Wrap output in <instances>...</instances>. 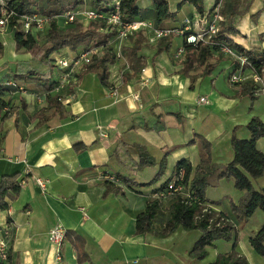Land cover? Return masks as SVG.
<instances>
[{
    "label": "crops",
    "instance_id": "obj_1",
    "mask_svg": "<svg viewBox=\"0 0 264 264\" xmlns=\"http://www.w3.org/2000/svg\"><path fill=\"white\" fill-rule=\"evenodd\" d=\"M167 1L175 16L162 26L180 27L185 17L200 14L191 2ZM239 1V10L246 11L235 24L237 33L228 36L247 49L264 50V0ZM218 2L226 10L233 4V0H202V5L206 11ZM138 5L150 8L152 0H138ZM82 7L84 4L79 6ZM141 32L145 37L146 32L148 36L151 33ZM11 36L14 39L12 33ZM178 39L181 36L174 37L171 48L162 52L157 51L158 40L146 41L139 52L145 55L146 64L142 71L133 74L127 52H122V42L127 39L111 37L119 56L109 65V86L102 83L98 73H86L84 67L77 69L65 85L55 83L52 94L60 97L61 110L48 107L44 88L34 80L23 82L27 92L4 95L9 105L4 111L7 116L0 118V188L8 180L19 179L16 187L6 191V207L0 209V223L8 221L12 227V264H79L77 251L68 239L61 247L50 240V230L57 223L86 238V249L96 264H177L176 257L165 258L160 248L173 243L174 237L186 230L179 227L167 237L156 235L168 219L175 199L173 193L159 197L161 187L170 182L179 160L188 159L193 167L200 163V146L190 141L196 133L212 140L207 129L215 116L214 109L222 107L230 112L239 103L235 95L239 87L230 82L229 76H224L227 83L222 80L223 75L235 70L232 60H223L207 79L197 78L191 88V77L180 72L186 53L180 59L174 55L177 48L184 46L182 38L183 44L174 48ZM60 53L72 56L76 52L63 48ZM21 56L17 59H31L30 53ZM9 66L0 68V73L8 72ZM45 68L44 72L48 71ZM245 73L250 77L252 70L247 68ZM5 77L1 75L0 79ZM57 78L53 73L54 81ZM203 84L208 86L198 96L197 89L201 90ZM113 89L118 90L117 97L111 95ZM202 96L207 97L204 103L199 102ZM259 97L264 98V94ZM174 111L181 113L182 120L172 114ZM159 114L163 115V126L156 119ZM236 115L232 116L235 125L239 121ZM250 118L247 116L245 122ZM222 129L215 128L218 134ZM243 137H249V131ZM119 138L127 143L129 156L120 153L113 157ZM75 144L85 148L77 150ZM135 145L145 146L157 163L137 169L141 158ZM258 147L264 152V137L258 140ZM212 152L218 164L225 165L233 158L231 144L226 158L216 155L213 149ZM165 155V172L152 185H128L121 180L118 185L122 194L106 192L103 175L120 172L138 182H149ZM38 177L46 181L44 189L37 184ZM225 182L224 178L216 180L207 189V206L217 213L230 211L221 204ZM243 193L238 190L235 195L240 197ZM154 199H160L162 210L153 232L137 234V216ZM231 244L232 241L220 239L211 248L218 255L229 252Z\"/></svg>",
    "mask_w": 264,
    "mask_h": 264
},
{
    "label": "trees",
    "instance_id": "obj_2",
    "mask_svg": "<svg viewBox=\"0 0 264 264\" xmlns=\"http://www.w3.org/2000/svg\"><path fill=\"white\" fill-rule=\"evenodd\" d=\"M112 0H89V4L93 8L112 12L115 8L111 4ZM195 4L200 14L205 12L202 0H183L184 2ZM86 0H5V4L0 3V17L2 12H7L10 17L7 26L14 36L18 50L33 52L41 50L42 62L49 66L48 71L42 72L35 68H30L20 73L16 68L14 75H6L0 79V118L7 116L6 108L9 101L5 99V94H15L20 89L13 85H8V80L18 78L34 80L38 86H42L45 91V98L48 107H55L56 110L63 108L60 97L53 95L55 83L59 84L58 79L54 81L53 73L56 57L60 49L69 47L71 50L80 51L88 50L90 45L101 47V53H94L91 61L85 65L84 72H96L100 76L102 83L109 86V65L116 62L118 55L115 52V46L111 43V37L116 32L103 34L100 27L104 23L98 20L91 22L90 26L83 30L82 24L74 21L75 25L63 29L60 25V15L79 9ZM240 1L233 0L230 9H221L225 20L220 25V30L211 39V44H186V57L180 72L191 77V88L194 82L200 76L210 75L213 69L223 60H232L235 70L239 67V62L221 52V45L225 44L238 54L244 55L248 59L245 68H251L252 71L264 76V50L247 49L231 39L229 33H237L235 24L237 20L245 13V10H239ZM213 8V7H212ZM119 12L124 21H133L135 19H144L152 21L155 27L162 26L167 19H172L175 15L171 11L167 0H152L150 8H142L138 5V0H121ZM30 13H38L49 18L47 32L40 38L33 30H25L23 28L24 16ZM73 24V23H72ZM131 37L134 44L126 49L128 62L133 74L142 71L146 64L145 55L139 52L146 44V37L139 32ZM264 38V34L262 36ZM183 38V37H182ZM174 37L172 35L159 39L157 43V51L169 50L172 46ZM184 39V38H183ZM90 43V45H89ZM0 49L2 44L0 43ZM57 53V55H54ZM79 53V52H78ZM61 56V55H60ZM191 70H200L196 74L190 75ZM234 70V71H235ZM233 73V71L231 72ZM229 73V77L231 75ZM124 79V77H122ZM239 87L238 95H249L253 99L262 88L251 78L233 83ZM18 90V91H17ZM237 96V95H236ZM176 118L182 120L179 111L172 112ZM163 115H156L157 121L162 124ZM249 137L239 138L235 135L232 137L231 146L233 150V158L225 165L218 164L213 160L212 144L201 134L196 133L195 137L190 141L191 144H199L201 149V161L193 167L188 159H181L175 166V172L170 182L176 181V185H182L181 191L170 189L169 180L161 187L162 191L159 197H164L168 193H173L174 201L170 205L169 217L163 228L156 232L159 237H167L174 233L179 227L188 232L198 231L199 238L194 243L190 251V255L195 259H204L208 256V248L214 247L217 240L223 239L232 241L233 247L230 252L217 255L216 259L208 264H249L246 256L242 255L237 249L239 232L235 224L247 223L251 220L258 210L264 213V187L256 189L252 179H257L264 174V152L258 147V140L264 137V121L258 116H253L247 123ZM140 154V163L136 165L137 169H143L148 166H154L157 161L151 155L148 149L143 145H135ZM75 148L80 150L85 148L82 144H75ZM120 153L129 156L128 145L119 138L117 146L113 152V157H117ZM159 171L149 182H138L133 178L119 173L114 174L115 177L122 180L128 185L149 186L159 180L164 174L167 160L166 155L159 163ZM183 170V177L179 178V173ZM232 180L236 189L243 191V196L238 203L232 202L229 213L215 212L207 206V189L214 181L219 179ZM3 189L0 188V209L6 207L5 194L6 191L19 184V179L8 180ZM107 186L106 192L114 191L122 194V189L116 181L105 179ZM162 206L160 199L149 201L144 211L138 214L136 221V233L146 234L153 232V226L161 213ZM160 218V217H159ZM66 239H68L77 251V261L79 264H96L86 249V238L76 230H66ZM249 244L252 249L264 257V223L253 235L249 237ZM9 261L13 263L12 247L9 246Z\"/></svg>",
    "mask_w": 264,
    "mask_h": 264
},
{
    "label": "rangeland",
    "instance_id": "obj_3",
    "mask_svg": "<svg viewBox=\"0 0 264 264\" xmlns=\"http://www.w3.org/2000/svg\"><path fill=\"white\" fill-rule=\"evenodd\" d=\"M88 3H89V0H86V2L84 3V7L79 8V9L78 8L74 9V11L80 10V13L76 17L75 21H78L79 23L82 24L83 30H86L90 26L91 22L94 21V20H92V21L86 20L85 16L82 14V12H84L86 9L93 8V6H91V5L89 7ZM60 25L63 27V29H66L68 27L74 26L75 22H73V24H71V25L65 26L60 21ZM100 31L103 34L112 33V32H110V29H107L104 26L100 27ZM141 31L146 32V30H141ZM141 31L134 32L133 34H131L127 38H125L127 40L122 42V52H125L127 48L131 47V46H129V44L132 43V41H133V39L131 37L133 36L134 38H136L135 35ZM33 32L36 35H38V37L41 38L47 32V27L43 30L34 29ZM171 35L173 37H177L176 34H171ZM151 37H153L152 33H150V36H148L147 32H146V39H147L146 41H148L149 43H152L153 41L151 40ZM128 40H131V41H128ZM155 41H157V40H155ZM0 43L2 44V49H0V68H4L8 65H11V66H9L10 68L7 69L8 72L6 71L5 73H2V74L0 73V78H1V75L9 76L8 73H10V76L14 75L13 71H15L16 68H18L20 73L25 72L30 68H35V69L40 70L42 72H44V70L46 69L45 67H47V69H49V66L47 64H45L44 62H42V54L39 53L41 50H35L34 51L35 54L33 55L32 54L33 52H27L24 50H18L17 49V44L14 41V39L12 38L11 32H10L8 27L0 28ZM177 44H181V45L183 44L182 37H181V39H178L174 42V48L177 47ZM89 45H90V43H89ZM146 46L151 47L150 45H146ZM65 48H69V47L67 46ZM81 49H79V51H78L79 53L82 52V51H80ZM88 50L93 51V54L94 53H99V54L101 53V47H94L93 45H90ZM71 51H73V50H71ZM75 52L76 51H74V53ZM24 53H30L31 59H29V60H18L17 57H22L21 55H23ZM75 54H73L72 56H68L65 54L63 55L60 52L58 53V55H62L65 57H74ZM56 55H57V53H56ZM53 56H54V54H53ZM11 68H13L14 70H12ZM198 71H200V70H198ZM208 76L209 75L200 76L199 78L207 79ZM224 76H229V73L223 75V77H222L223 78L222 80L225 81L223 83H227ZM12 80L16 82L18 89H20L19 93L27 92V88L23 84V82L28 81L27 79L18 78L17 80H14V79H12ZM206 83H209V82H206ZM207 86H208V84H203L201 86V90H200V88L197 89L198 96L200 95V92L204 93L203 90H205V87H207ZM263 94L264 93L259 94L255 97V99H253L249 95H238V93H235V95H237L236 98L239 99V103L236 106V107H238L237 109L235 107V109H232L230 112H227L222 107L220 109H218V108L214 109V115L215 116L213 118V121L211 122L212 124L209 125V128L207 130L210 132L209 134H211L212 140H210V141L212 144V149H213V151L216 152L215 153L216 155L221 154L222 155L221 157H223V158L227 157V153L229 152V144H231L233 135H235L239 138H245L243 136L245 134L247 135V133H248L247 123H246L248 121L245 122V120L247 119V116H251V118L253 116H258L262 121H264V98L259 97ZM236 110H238V112L234 113ZM234 114H237L236 119L239 120L238 124H240V125H238V124L235 125V123L233 122L232 116ZM218 127H223L220 134H218L215 130V128H218ZM228 135H229V137H228ZM212 154H213V152H212ZM252 182H253V185L256 189H260V188L264 187L263 186L264 185V176L257 178V179H252ZM223 190L226 193H225V196L221 199V204L223 206H225L226 208L228 207L227 209L231 208L232 202L238 203L239 200L243 196V195H241L240 197H237L235 195V193L238 192V190L235 188L234 182L232 180H227V184L225 182ZM263 223H264V213L262 212V210H258L249 222H247V223L241 222L240 224H235V226L237 227L238 232H239V240H238L237 249H238V247H240V250L239 249L238 250L241 252L242 255L246 256L249 264H264V257L257 254L249 244V237L251 235H253L256 231H258ZM198 233H199L198 231H192V232L185 231L183 234L178 233V235H176L174 237L173 243L165 245L164 247L162 246L160 248V252H164L165 258L175 259V257H176V263L177 264H205V263H209V262L214 261L217 257V255H215V253H216L215 248H211V247H210V249L208 248V252H209L208 256L204 259H195L190 255V251L193 248L194 243L200 237ZM217 246H218L219 250L220 249L222 250V244H219ZM232 247H233V242L228 247V250L231 251ZM189 248H190V251H188ZM152 250H155V249L151 248V251Z\"/></svg>",
    "mask_w": 264,
    "mask_h": 264
},
{
    "label": "built area",
    "instance_id": "obj_4",
    "mask_svg": "<svg viewBox=\"0 0 264 264\" xmlns=\"http://www.w3.org/2000/svg\"><path fill=\"white\" fill-rule=\"evenodd\" d=\"M1 4H5V0H0ZM121 0H112L111 4L115 8L112 12H104L97 10L95 8H88L82 14L85 16L86 20H99L104 23V27L110 29V32H116L117 36L122 38H127L134 32L141 30H149L152 33L151 40H159L168 37L171 34H176L184 38L186 44H211V39L220 30V25L224 21V16L221 12V3L218 2L213 8L206 10L203 14L190 15L183 19L182 25L180 27H155L152 21L135 19L133 21H124L121 18L119 8ZM80 10H71L62 15H60V21L65 25H71L76 17L79 15ZM10 15L3 11L0 17V28L8 27V19ZM49 25V18L47 16L40 15L38 13H30L24 16L23 28L25 30L36 29L43 30ZM221 52L239 62V67L231 73L229 80L231 83H238L251 78L255 83H258L262 88L257 93H264V76L252 71V75L249 77L245 70V65L248 63L246 56L238 54L235 50L231 49L229 46L222 44ZM186 53V48L182 45L177 48L175 52V57L180 59ZM118 55V54H117ZM93 56V51L84 50L81 53H76L74 57L57 56L54 66V74L58 77L59 84L65 85L67 81L72 77L73 73L77 69L85 67ZM119 56V55H118ZM251 69V68H249ZM252 70V69H251ZM8 85H13L18 88L15 81L8 80ZM145 84V80L142 81V85ZM18 91V90H17ZM113 97L119 95L117 89H113L111 92ZM136 98H139V94L136 93ZM207 101L206 96H202L199 102L204 103ZM183 170L179 173V178L183 177ZM104 179H110L119 183V179L114 176V174L103 175ZM37 184L41 188L46 187V181L42 178H36ZM183 186L176 185V181L170 182V189L174 191L183 190ZM12 237V227L11 223L5 221L0 223V264H8L9 261V246ZM50 240L55 243L58 247H61L66 240V229L62 223H57L51 230L49 234ZM60 260V255L58 256Z\"/></svg>",
    "mask_w": 264,
    "mask_h": 264
}]
</instances>
